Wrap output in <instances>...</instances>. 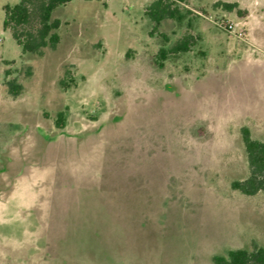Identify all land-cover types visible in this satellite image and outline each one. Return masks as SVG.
Listing matches in <instances>:
<instances>
[{
	"label": "rangeland",
	"instance_id": "1",
	"mask_svg": "<svg viewBox=\"0 0 264 264\" xmlns=\"http://www.w3.org/2000/svg\"><path fill=\"white\" fill-rule=\"evenodd\" d=\"M20 1L0 0V264L264 248V192L232 188L250 174L242 129L264 141V0H185L157 30L156 0H73L42 55L4 27ZM188 35L190 51L160 59Z\"/></svg>",
	"mask_w": 264,
	"mask_h": 264
},
{
	"label": "trees",
	"instance_id": "2",
	"mask_svg": "<svg viewBox=\"0 0 264 264\" xmlns=\"http://www.w3.org/2000/svg\"><path fill=\"white\" fill-rule=\"evenodd\" d=\"M73 0H21L20 3L5 6L4 27L11 30L16 43L23 53L42 55L47 47L55 50L60 43L57 31L61 27L60 20L52 19L53 12ZM185 0H156L146 11V14L155 23L154 30L166 19L181 21L184 15L177 6ZM229 8H233L230 5ZM192 35L185 36L170 51L162 49L160 59L166 60L169 54H178L190 51L193 46ZM163 67V63H160ZM9 91L18 96L21 85L15 81L8 82ZM64 87H68L66 84ZM57 128L65 126V113L59 112L55 121ZM243 142L247 154L250 174L243 181H234L232 188L246 196H254L264 192V141L252 138L248 128L242 129ZM215 264H264V248L255 245L252 250H230L227 256H215Z\"/></svg>",
	"mask_w": 264,
	"mask_h": 264
}]
</instances>
